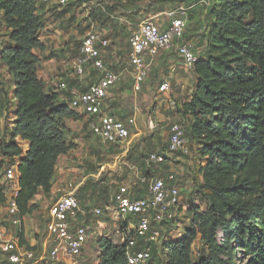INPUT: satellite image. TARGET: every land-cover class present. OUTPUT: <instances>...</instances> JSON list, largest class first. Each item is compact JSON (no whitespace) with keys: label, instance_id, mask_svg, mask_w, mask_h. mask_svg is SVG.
<instances>
[{"label":"trees","instance_id":"trees-1","mask_svg":"<svg viewBox=\"0 0 264 264\" xmlns=\"http://www.w3.org/2000/svg\"><path fill=\"white\" fill-rule=\"evenodd\" d=\"M0 14L9 29V43L0 42L1 60L12 76L16 100L14 119L6 126L26 144L2 142L0 151L19 159L16 200L23 218L39 189L51 191L57 159L71 149L65 118L78 115L68 106L70 99L59 103L58 94L47 91L37 75L33 50L44 47L39 40L44 22L37 2L0 0ZM210 15L206 46L192 70L194 88L187 100L175 102V111L187 118V144L197 145V188L207 204L204 211L199 205L188 207L191 224L167 247V264H191V247L197 237L216 257L194 264H264V0H214ZM170 171L174 172L166 169L160 175L165 177ZM130 194L134 198L146 195L136 196L132 189ZM4 200L0 193V204ZM20 229L19 243L25 246ZM219 233L222 244H218ZM100 248L98 264H126L124 244L101 240ZM235 250L245 262H233ZM220 253L228 258H220Z\"/></svg>","mask_w":264,"mask_h":264},{"label":"rangeland","instance_id":"rangeland-1","mask_svg":"<svg viewBox=\"0 0 264 264\" xmlns=\"http://www.w3.org/2000/svg\"><path fill=\"white\" fill-rule=\"evenodd\" d=\"M35 1H38L37 13L44 22L39 39L44 43V47L41 50L34 49L33 53L37 58V75L42 73L40 79H44V84L48 87V90L56 92L58 98L62 97V100L67 104L72 95L71 92H67L69 86L67 82L71 81H69L70 77L67 80V74L74 73L72 61L78 54L80 41L89 32L99 33L109 42L103 54L105 62L114 71L119 72L121 77L120 82L106 97L105 105L111 111H123L124 117L122 119H127L133 114L136 115L135 125L137 127H132V133L137 132L134 128H141L144 136L153 130H155V134L160 136V142L153 144L152 149H155L158 145L163 148L162 153L168 155V162L170 163L168 169L174 170L177 186L180 187V208L174 221L169 226V230L162 231L157 241L151 244L152 258L149 264H167L169 259L167 247L191 224V214L187 211L188 207L199 205L200 210L204 211L207 202L202 198L197 188V182L200 180L197 176L200 159L196 143L193 141L188 142L189 153L186 156L177 152L167 154L166 141L170 132V125L168 126L166 122L157 119L156 114L158 109H166V104L173 106L174 104L171 101L181 102L187 100L194 88V78L192 71H185L182 68L179 57L175 50L171 48L151 61L141 91L134 92L131 83L132 70L129 62H127L128 38L135 26L146 17L155 16L163 28L168 24L167 11L177 6L193 4L196 0H143L134 4H123L116 0H68V3L61 6L53 2L49 5L39 0ZM210 1L208 5L194 7V10L190 9L187 15L188 24L182 39L193 45L196 55H200L206 46V30L209 21L212 20L210 6L214 0ZM8 34L9 29L3 23L0 14L1 43H9ZM93 75L91 71L89 77L92 78ZM8 76L4 77L5 86L11 88L10 85H12L13 80L11 75ZM63 81L68 85L67 89L64 90L59 88V84ZM163 81L170 84L166 93H161L157 89ZM9 110L6 109L5 113L2 111V116H6L4 120L8 116H13V111ZM133 110H139L138 113L140 114L134 113ZM73 111L74 113L82 112L81 110ZM162 114L168 117L164 112ZM175 114L176 111L174 110L170 112L172 121L183 124L186 129V125L188 126L187 118L172 117ZM149 118L153 121L154 127L152 129L147 125ZM65 127L67 142L70 144L71 149L57 159L55 168L56 185L59 186L63 182L66 184L67 181H72L73 188L80 197L84 198V209L92 210V208L101 204H104L102 206L104 207L112 197V192L105 188L101 190L100 186L103 187L104 185L99 184V177L96 176L100 169L98 167L99 163L105 161V158L99 156L102 144L98 139L93 138V135L89 134L90 132L87 134L84 130L79 131L81 128L74 126L72 121L68 126L65 124ZM62 192L55 191L49 194L39 189L38 193L32 198L36 202L32 204L29 213L24 215L26 225L21 227L23 232L27 233V238L25 236L27 241L25 246L27 248L36 252L39 251L38 248L46 238V209ZM43 200L45 201L42 202ZM4 210L3 202L0 204V222L2 221L7 225L8 222L4 220L7 217ZM90 213L92 214L90 221L95 228L92 242L84 249L79 258L68 259V264H98L101 256V240H111L116 245L121 243L122 234L118 229L119 225H122L120 227L127 225L126 222L115 220L107 213L101 216L95 215L94 212ZM132 219H135V217H132ZM11 230L19 233V229L11 227ZM217 240L218 244H222V233L217 235ZM218 256L223 259L228 258L222 253ZM215 257L212 249L200 237L194 240L190 254L191 264L201 260L209 261ZM232 257L235 263L245 262V258L240 251L235 250ZM47 264H56V262H47Z\"/></svg>","mask_w":264,"mask_h":264},{"label":"built area","instance_id":"built-area-1","mask_svg":"<svg viewBox=\"0 0 264 264\" xmlns=\"http://www.w3.org/2000/svg\"><path fill=\"white\" fill-rule=\"evenodd\" d=\"M39 1L53 2L59 6L69 2L68 0ZM210 2V0H196L193 4L177 6L167 11L168 24L163 28L155 16L146 17L135 26L129 35L127 50V62L132 70L131 83L134 92L141 91L154 57L171 48L179 57L182 68L185 71L193 70L197 55L193 45L182 39L188 24L187 15L190 9L208 5ZM80 42L78 54L72 61L75 73L81 76L87 69L93 68L100 71L101 76L83 92H71L68 106L75 111L81 110L88 117L92 133L101 141L122 143L130 136L131 128L136 126V121L133 116L122 119L105 110L106 97L121 80L120 73L108 67L102 58V51L109 42L96 32L87 33ZM8 75L7 67L1 60L0 44V144L12 140L22 146L23 140L19 135L13 137L11 128L8 127L11 126L14 116H8L5 120L6 116H2V111L5 113L7 109L4 95H7L10 102L9 111L15 108L16 102L13 95L14 86L10 85L11 88L5 86L4 77ZM169 87V82L163 81L157 89L161 93H166ZM59 88L67 89L66 83L64 81L60 83ZM147 125L151 129L154 127L150 118ZM167 145V154L189 153L183 124L172 123ZM167 160L168 155L155 151H149L144 158L146 165L161 164ZM18 163L19 159L16 156L0 151V193L5 196L4 212L7 217L4 220L8 222L7 225L0 222V264L47 262L59 264L68 262V259L79 258L95 231L90 223H78L79 203L74 189L64 192L47 207L46 238L38 248L39 251L20 245L19 233L11 230L12 227L20 231L24 218L20 216L16 200L19 193ZM146 188L144 197L134 198L130 194V188L125 185L118 186L110 202L104 207L92 208V213L97 216L107 213L113 219L127 223L125 227L119 226L118 229L122 234L120 241L125 246L126 264L150 263L151 244L157 241L162 231L168 230L165 223L169 227L180 208V187L177 186V178L173 171L165 177L160 174L151 177ZM138 244H141L139 249L136 248Z\"/></svg>","mask_w":264,"mask_h":264},{"label":"crops","instance_id":"crops-1","mask_svg":"<svg viewBox=\"0 0 264 264\" xmlns=\"http://www.w3.org/2000/svg\"><path fill=\"white\" fill-rule=\"evenodd\" d=\"M43 3H46V2H43ZM47 4L50 5L53 3H47ZM106 48H104V50L102 51V58H103L104 62H105V59L103 57L104 56L103 54H104V51ZM154 58H156V57H154ZM107 65H108V67H110V65L108 63H107ZM91 71L94 74L92 78L89 77ZM40 76H42V73H41V75H39V73H38L39 78H41ZM99 76H101V72L98 70H95L93 68L87 69L86 72L81 76L77 75L75 73V71L73 74H67V80L69 77H70L69 81L71 80L69 83L67 82V84L69 86L66 84L68 86L67 92H72V93L83 92L91 83L95 82ZM193 78H194V74H193ZM46 89H47V91H49L47 86H46ZM190 94H191V92H190ZM60 102L61 103L64 102V100H62V97H59V103ZM171 102H172V104H174L173 106H170L171 104H169V105L166 104L165 105L166 109H158V113L156 114L157 119L166 122V124L168 126L170 125V127H171L172 123L176 122V121H172L173 119L170 118V112L173 110L175 111V105H176L175 102H179V101L175 100V101H171ZM105 110H107L108 112L114 113L115 115H117L121 118L124 117L123 111H111L108 109L107 105H106ZM133 111L136 114L139 112V110H133ZM162 112H164L166 115H168V117H166L164 114H162ZM76 114L78 115L77 118H71V117L65 118L66 126H68L72 121L74 126L81 128V129H79V131L84 130L87 132V134L90 132L89 134H92L93 138L98 139L101 142L102 147H103V148L101 147L99 150L100 151L99 156L105 158V161H103L102 163H99L98 167L100 169H99L98 173L96 174V176L99 177V181H100L99 184L104 185L103 187L100 186L101 190L103 188H105V189H109L110 192L113 193L118 186L125 185L128 188H131L133 193L136 196H143L147 192L146 187H147L148 182L150 181V178L154 177L156 175H159L161 172L163 173L164 170H166L170 167L169 166L170 163L168 162V160L165 161L164 163H161V164L151 163L149 165H146V163L144 161V158L147 156L149 151H155L157 153H162L161 150L163 148H160L158 145H156L155 149H152L153 144L160 142V136L155 134V130H153L151 133H149L148 134L149 136L148 135L144 136L143 135V129L134 128L137 130V132L132 133V128H131L130 136L128 137V140L126 142H122V143H108L107 142V143H104L103 141H101L97 136H95L92 133L91 127L89 125L88 117L82 112L76 113ZM138 114H140V113H138ZM132 116L136 119L135 114H133ZM178 116L180 117V115L176 112L175 116H172V117H178ZM135 127H137V126H135ZM168 137H169V135H168ZM167 143H168V139L166 141V145H167ZM166 145H163V146H166ZM135 146H138V147H135ZM24 147H26L25 143H24ZM167 147H168V145H167ZM55 168H56V165H55ZM102 172H103V174H102ZM55 178H56V169H55V173H54V176L52 179V185L50 188L51 191L49 192V194L54 193L55 191H58V192L63 191L61 193V194H63L64 192L69 191L70 189H74L73 185H72V183H73L72 181H67L66 184H64V182H63V184H62L63 186L61 184L59 186H57L56 182H55ZM60 186H61V188H60ZM76 194H77L78 203H79L78 223H87V224L90 223L91 224L90 217L92 216V214L90 212H92V210L84 209V207H85L84 201H83L84 198L82 196L80 197V195H78L77 191H76ZM60 195H58L55 198V200ZM45 200H43L42 202H44ZM35 202L36 201L34 199H32L30 203H35ZM25 225H26V222H25V216H24L23 226L25 227ZM119 226H122V225H119ZM94 230H95V228H94ZM25 236L27 238V233L25 234ZM91 240L88 242V245L84 249H86L90 245V242H92ZM84 249H83V251H84ZM59 264H68V262L59 263Z\"/></svg>","mask_w":264,"mask_h":264}]
</instances>
